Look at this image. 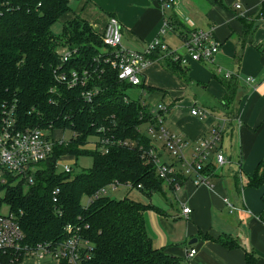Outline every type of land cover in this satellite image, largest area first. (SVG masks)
<instances>
[{"label": "trees", "instance_id": "obj_1", "mask_svg": "<svg viewBox=\"0 0 264 264\" xmlns=\"http://www.w3.org/2000/svg\"><path fill=\"white\" fill-rule=\"evenodd\" d=\"M71 1L0 0V106L14 104L20 127L51 124L71 132L66 141L56 143L50 156L38 164L33 184L24 180L13 184V178L9 177L7 184L0 185V211L5 205L15 214L27 244L60 242L67 237L65 227L70 224L82 235L81 264H181L179 256L154 246L146 231L144 212L152 209V205L127 196L114 199L99 193L112 183H129L150 196L163 190L165 180L158 176L155 164L142 155L143 149L154 148V139L141 125L152 122L154 115L142 99H129L127 90L133 86L120 81L116 70L95 60L103 48L101 34L77 15L63 24L59 34L51 31L52 25L71 10ZM207 1L222 5V0ZM261 19L264 4L254 18H241L244 41L249 42L256 21ZM184 33L185 30L180 31V35ZM73 48L76 53L62 63L60 51ZM258 49L264 54V41ZM150 57H161L159 62L165 69L187 80L185 69L171 54L163 58L158 50ZM84 66L95 68L85 87L67 88L54 77L57 67ZM224 82L227 101L233 96V87ZM84 89H96L90 100L82 95ZM90 137L96 138L93 149L86 147ZM101 139L109 140L105 153L100 150ZM115 140L134 145H118ZM64 155L75 158L89 155L92 164L76 174L72 170L64 172L56 165ZM216 169L210 157L201 171L211 177ZM171 177L168 184L172 189L191 179L182 169ZM233 178L239 196L244 187L263 186L264 155L245 182L239 172ZM56 189L53 201L52 191ZM83 197L90 201L83 203ZM259 217L264 220V209ZM203 238L218 241L228 249L239 247L237 240L230 237L203 234ZM2 260L10 264L7 256ZM254 263V256L246 253V264ZM60 264L67 262L63 260Z\"/></svg>", "mask_w": 264, "mask_h": 264}, {"label": "crops", "instance_id": "obj_2", "mask_svg": "<svg viewBox=\"0 0 264 264\" xmlns=\"http://www.w3.org/2000/svg\"><path fill=\"white\" fill-rule=\"evenodd\" d=\"M236 4L240 8H235ZM263 4L264 0H222V5L210 4L207 0H73L71 10L57 21L62 20V30L63 24L77 15L100 34L108 17L114 15L121 25L123 46L140 50L158 35L167 20L175 24L164 33L162 40L181 54L184 47L180 31L213 28L220 42L213 63L190 61L180 66L186 71L187 80H184L165 69L156 58L144 69L142 83L135 88L137 98L128 95L132 100L142 99L151 108L159 104L168 106L163 125L183 140V156L188 161L194 158L201 139L208 137L213 129L222 130L215 148L226 156L227 162L217 166L220 171L210 177L212 187L191 183L188 203L180 207L176 201L169 202L170 206L175 205L173 216L183 217L188 223L186 232L181 234L182 243L154 244L179 256L181 264H246V253L254 256V264H264V220L259 217L264 209V185L246 187L241 196L236 194L233 185L234 173L239 172L245 182L264 155V54L258 49L264 41V19L256 21L249 42L244 41L241 21V18H254ZM180 24L181 28L175 27ZM223 72H231L232 76L224 79ZM248 76L253 78L252 82L246 81ZM225 80L233 87V96L227 101H224ZM191 88L198 90L194 93ZM216 103L219 107H215ZM193 107L204 111L205 116L192 115ZM86 147L93 149L96 145L89 142ZM154 148L163 162L176 170L182 169V162L176 158H163L169 153L159 141L154 142ZM72 158L64 155L61 160ZM223 170L225 176L219 175ZM163 185L169 186L166 182ZM224 198L236 207L234 212L228 211ZM183 206L190 208L187 215L181 212ZM203 234L213 238L230 237L237 240L239 247L228 249L218 241L204 239ZM193 238L196 241L188 244ZM190 249L196 250L192 257L187 256ZM26 259L39 264L30 257L19 264ZM50 262L56 264L53 260Z\"/></svg>", "mask_w": 264, "mask_h": 264}, {"label": "built area", "instance_id": "obj_3", "mask_svg": "<svg viewBox=\"0 0 264 264\" xmlns=\"http://www.w3.org/2000/svg\"><path fill=\"white\" fill-rule=\"evenodd\" d=\"M235 8H240L239 4ZM171 28L168 21H164L158 35L150 41H147L144 47L140 50L125 48L122 44V31L118 18L110 15L102 30L101 41L103 48L100 54L96 57V61H102L116 70L117 78L130 84L131 86H140L142 83V75L144 69L155 61L150 57L155 51H160L164 58L167 54H171L175 61L181 66H186L190 61L202 62L211 64L214 62L215 55L220 50V42L214 36L213 28L207 29L193 28L185 30L181 35L182 46L184 52L181 54L176 50H172L162 40L164 33ZM180 35V33H179ZM76 53V49H62L59 53L62 63L68 62L70 57ZM164 53V54H163ZM161 57L157 58V61ZM86 66L75 68H60L54 69V77L56 80L64 84L67 88L77 86L85 87L92 77V72ZM232 76L231 72H223V78L228 79ZM247 82H252L251 76L246 77ZM95 90L84 89L82 95L90 100ZM149 110L154 115L152 122L146 124L145 132L150 135L155 141L161 143L169 154L182 162V172L194 181L196 184L212 187L210 177L205 175L201 169L205 161L213 156V162L216 166H222L227 162L226 156L220 151H214L217 141L219 140V128L213 129L208 137L200 140L196 154L191 161H188L183 156L184 142L175 133L170 132L164 127L163 122L165 115L168 112V106L159 104L155 108L149 107ZM192 115L205 116V112L195 107L191 109ZM60 130V131H59ZM63 129L54 128L51 124L48 126H25L20 127L17 122L14 104L3 103L0 106V185L7 184L9 177L13 178L11 183H17L19 180H24L28 184H33L34 175L38 168V164L45 160L52 153L53 146L56 143L66 141L63 138ZM60 134H58V133ZM71 134V132H70ZM70 137V136H69ZM96 141H94L95 143ZM102 146L100 150L107 152L106 145L108 139H101ZM118 145L133 146L130 141L115 140ZM141 148V147H140ZM142 155L147 161H152L155 164L158 176L170 183L172 175L176 173V169L166 162H163L157 155L155 148H149L142 151ZM58 167L64 172H70L72 166L68 163L60 164L58 159ZM124 185L132 188L129 183L118 184L112 183L108 187H117ZM178 186V185H176ZM139 187V186H138ZM106 188L100 190V194H106ZM57 189L52 191L53 201H56ZM90 199L87 200V203ZM225 204L229 212H234L236 207L224 198ZM182 214L187 215L190 208L183 206ZM65 233L67 237L60 242H38L36 244H27L24 241V234L20 228L17 217L9 209L0 211V264H4L2 257L7 256L10 264L17 260L26 257L34 259H50L60 264L61 261H66L67 264H81L82 238L79 231L75 230L70 224L66 225ZM196 253L195 249H190L187 252L188 257H192ZM86 256V255H84Z\"/></svg>", "mask_w": 264, "mask_h": 264}, {"label": "rangeland", "instance_id": "obj_4", "mask_svg": "<svg viewBox=\"0 0 264 264\" xmlns=\"http://www.w3.org/2000/svg\"><path fill=\"white\" fill-rule=\"evenodd\" d=\"M73 2V1H71ZM75 2V1H74ZM71 5V4H70ZM61 21L56 22L52 25L51 31L54 34H59L61 32ZM123 44V41H122ZM129 49H132L131 46H128ZM180 52H183L182 48L179 49ZM136 87H130L127 90V93L130 98H137L136 96ZM202 88V87H201ZM199 87V89H201ZM197 88H191L190 91L196 93ZM200 93V92H198ZM203 104L204 106L206 105L203 102H198ZM215 107H219L218 104H214ZM206 107H210L208 104ZM220 110V109H219ZM217 111V110H216ZM221 112V110H220ZM146 124L141 125V129L145 130ZM63 138L67 140L70 136V131L68 129H63ZM92 140H96L94 137H90L89 141L92 144ZM157 142V141H156ZM186 153V152H185ZM64 157V156H62ZM163 158L166 159H171L174 158L171 154H164ZM62 163H68L72 166V172L73 174L85 171L87 168H89L92 164V157L89 155H82L78 156L77 158L73 157L72 159H67V160H61L60 158V164ZM41 165V164H40ZM220 167V166H219ZM59 170L61 167H58ZM226 168V167H225ZM223 169V167H222ZM219 168H217L215 171L218 174ZM220 171V170H219ZM219 175L225 176V171H221ZM187 178V177H186ZM187 180V181H186ZM167 183V182H166ZM193 183L195 186L198 185L194 181H191L190 179H185L183 181V185L180 187L176 186V189H172L168 185H163V190L160 192H154L150 196H148L146 193L143 191L137 189V188H128L125 187L124 185H119L115 188L113 187H107L106 188V194L107 196L114 198V199H121L124 196L129 197L137 202H140L145 205H152V209L149 208L145 210L144 214V222H145V228L147 233L152 239L153 245H161V246H167L170 243L173 244H180L182 243L181 239V234H184L186 232V226L188 223L185 221L183 217L180 218H175L173 215L175 213V205L173 206L169 205V202L176 201L179 206L181 207L183 204L188 203L187 199L189 198L190 195V190H189V185ZM168 184V183H167ZM246 188V187H244ZM243 188V189H244ZM83 203H86V197L82 198ZM86 201V202H85ZM2 211L6 210V206L3 205L1 208ZM236 213V212H235ZM229 217H233V215H228ZM202 220V219H201ZM203 221V220H202ZM196 243H194L195 245ZM30 260V259H26ZM24 261L23 264H34V261ZM38 260L39 264H53L50 262V259H36ZM19 264V263H17Z\"/></svg>", "mask_w": 264, "mask_h": 264}, {"label": "water", "instance_id": "obj_5", "mask_svg": "<svg viewBox=\"0 0 264 264\" xmlns=\"http://www.w3.org/2000/svg\"><path fill=\"white\" fill-rule=\"evenodd\" d=\"M196 241V238H193V239H191L189 242H188V244H191V243H193V242H195Z\"/></svg>", "mask_w": 264, "mask_h": 264}]
</instances>
